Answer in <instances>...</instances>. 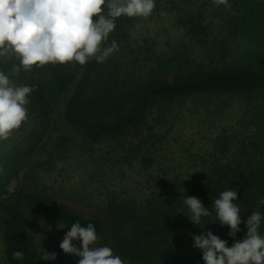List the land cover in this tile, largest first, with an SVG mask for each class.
I'll return each instance as SVG.
<instances>
[{
	"label": "rangeland",
	"instance_id": "1",
	"mask_svg": "<svg viewBox=\"0 0 264 264\" xmlns=\"http://www.w3.org/2000/svg\"><path fill=\"white\" fill-rule=\"evenodd\" d=\"M228 5L216 6L213 0H189L187 5L179 0H155L150 16L131 17L124 31L109 38V46L115 41L119 50L106 61L129 86L139 80L171 79V68L177 70L178 58L206 61L199 43L185 34L180 23L181 14L191 15L199 8L211 13V17L205 14L206 23L210 22L207 41L220 36L231 41V57L226 58L231 65L252 69L264 66V0H228ZM238 11L253 20L231 35L232 22L223 21L222 16ZM1 61L12 70L19 66L14 55L0 57V71ZM67 64L73 69V62ZM50 70L48 65L34 66L18 74L24 71L31 78L41 79L54 110L45 121L37 119L26 106L28 119L7 140L0 141V200L24 189L86 217L102 216L108 202H141L162 185H180L177 181L182 176L203 172L214 164L250 158L252 164H259L264 159V88L158 98L139 132L93 142L78 130L58 138L64 130V109L74 87L57 95L51 86ZM142 139L150 142L140 150L137 144ZM18 206L37 264H77L80 257L66 254L59 247L70 230L63 220L22 202ZM97 236L94 246L109 247L103 235ZM73 244L80 246L79 241ZM47 252H55L56 259H40Z\"/></svg>",
	"mask_w": 264,
	"mask_h": 264
},
{
	"label": "trees",
	"instance_id": "2",
	"mask_svg": "<svg viewBox=\"0 0 264 264\" xmlns=\"http://www.w3.org/2000/svg\"><path fill=\"white\" fill-rule=\"evenodd\" d=\"M179 1L186 5L189 3V0ZM204 10L196 8L191 15L181 14L180 23L185 34L199 43L207 60L178 58L175 64L178 71L171 68L174 72L171 79L139 80L129 86L112 72L113 65L106 60L98 63L91 59L83 66L73 62V69L69 64H47L51 69L53 92L60 95L74 87L64 109V130L58 138H63L66 132L72 130L81 131L93 142L139 132L147 123L149 108L158 98L237 90L251 92L264 88V66L252 69L231 65L232 61L226 59L231 57V41H226L224 36L207 41L210 22L206 23L205 18L206 15L211 17V13L208 9ZM240 13L222 16L223 21L234 22L231 23V35L253 20ZM104 14L107 15L106 7ZM129 22L130 17L124 15L116 18L115 30L105 42L106 47L109 46V38L118 36ZM214 27L217 28L215 24ZM1 67L15 85L34 88L28 96L27 106L37 119L48 121L54 104L43 81L36 76L31 78L24 71L17 75V80L11 75L10 66L1 61ZM148 142L142 139L137 146L141 150V146ZM177 182L180 185H162L161 189L141 202H108L102 216L95 214L88 217L48 197L17 189L0 200L2 264H37L18 206L21 202L39 213L63 220L69 227L77 221L83 227L91 223L96 234L104 236V242L113 254L126 264H204L201 251L193 247L191 234L199 235L211 230L231 246L234 240L244 238L247 230L244 221L252 211H259L264 216V205L258 204L264 198V159L259 164H252L251 158L224 165L214 164L203 172L182 176ZM230 189L237 191L238 199L234 203L241 209L242 223L235 238L228 235V226H221L216 220L213 205V200L219 198L221 192ZM186 196L197 197L211 213L201 219L200 226L186 216L191 215L184 203ZM258 232L264 236V220ZM16 251L23 253V260L13 257Z\"/></svg>",
	"mask_w": 264,
	"mask_h": 264
},
{
	"label": "clouds",
	"instance_id": "3",
	"mask_svg": "<svg viewBox=\"0 0 264 264\" xmlns=\"http://www.w3.org/2000/svg\"><path fill=\"white\" fill-rule=\"evenodd\" d=\"M213 3L229 6L228 0ZM154 8L155 0H0V57L14 55L19 60V66L13 67V76L21 68L30 71L47 64L77 62L83 66L91 59L102 63L119 50L115 41L103 47L115 30L116 18H147ZM33 90L13 84L9 75L0 71V141L7 140L28 119L26 106ZM237 199V191L230 189L213 200L216 220L228 226V235L233 238L242 223L241 209L234 203ZM184 203L191 213L186 216L195 225L200 226L201 219L211 214L197 197L186 196ZM258 204L264 205V198ZM262 220L264 216L259 211H252L244 221V238L234 240L231 246L208 230L191 234L193 247L201 251L204 264H264V236L258 232ZM74 240L79 241V247ZM97 242L95 227L91 223L83 227L77 221L71 224L59 247L66 254L80 257L77 264H125L110 247L94 246ZM13 257L24 258L20 251ZM40 259L55 260L56 253L47 252Z\"/></svg>",
	"mask_w": 264,
	"mask_h": 264
}]
</instances>
